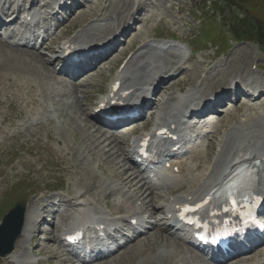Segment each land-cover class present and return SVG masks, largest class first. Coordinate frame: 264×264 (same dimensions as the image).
<instances>
[{
  "label": "rangeland",
  "instance_id": "rangeland-1",
  "mask_svg": "<svg viewBox=\"0 0 264 264\" xmlns=\"http://www.w3.org/2000/svg\"><path fill=\"white\" fill-rule=\"evenodd\" d=\"M167 1L169 4H174L176 6H179L180 8L184 7L186 9L182 10L181 13H179L177 16L179 18H182L183 22L181 23L180 20L175 21V26H182V24L185 23L189 24L190 21L193 28L195 27L196 24L193 23L191 19L192 15H188V11L190 13H193L198 9L194 4H187V6H185L184 2H186V0ZM215 2L221 6L220 10H223L228 16L227 18L231 23L230 25L234 31L233 33H235L237 36H247V34L250 35V37L255 36L258 39H256L258 42L261 41L264 43V0H215ZM84 10L85 9L80 10L85 13L84 16L87 15V12L91 11ZM163 12H165L164 9L162 10V13ZM80 19L82 20V18L80 17V13H76L69 20V22L65 24V26L68 29H70L72 26H77L80 22ZM153 25V21H150L147 25L144 22L143 24H140L132 33L130 38L126 41V43L122 45L118 50L122 51L124 49H129L136 42H139L150 35H154L157 31L161 32L163 30L161 27H152ZM175 26L172 24V26L167 27V29H177V33H179L180 36L188 33L187 26H185L186 31L184 32V34L181 31L183 28L179 29ZM164 31L161 32L162 35L168 33ZM224 31L228 40L227 43L229 42V48L225 49L222 54L216 53V49L214 48V46L203 49L202 52L198 53L197 55V57L199 58H195V60L189 64L190 69L198 70L199 75H201L203 72L207 73L214 65V63L221 62L219 64L220 66L225 61H232V64L230 63V67L236 66L245 70L248 69L249 65L253 62H259L264 66V52H259L257 50V46L253 43L252 45H254L255 48H251L250 51L249 47L246 45L251 43L247 42V40L242 39H238V42H235L233 37L227 34L226 30ZM212 32H214L215 34L212 33L211 38L210 35H206V40H213L214 38H217L218 43L219 39L223 38V35L216 33V31ZM245 48L247 49L245 50ZM261 48H263L264 50L263 46H261ZM121 51H116L114 54H112L110 59L112 63L107 64L105 67H113V69H116V58L120 57L122 59L123 56H119V52ZM200 57L202 59H200ZM211 59L213 60V63L209 61ZM28 62L30 63V59H28ZM200 63H205V66H200ZM239 64H241V66ZM18 67V70H16L15 68H13V66L4 65L3 67L1 66L0 71L1 73L5 71L7 73L12 72L13 74L21 77H29L26 73L30 72L31 74H33V70H35L31 69L29 65H27L25 68L23 65H20ZM42 68L44 67H41V70ZM232 70L234 72H231L233 77L235 71L237 70H234V68ZM45 72L46 71L43 70V74L42 72L40 74L44 75ZM1 73L0 75L4 74ZM228 74L225 72L224 75ZM101 75L102 76L99 78L94 77V86L91 85L87 88L79 89L77 95L75 96L78 97L77 101H75L74 98L70 99L68 97V89L70 88L67 83L58 82L52 77L47 81L46 89L48 96L46 98H43L41 96V92L39 91V89L36 90L33 96H30L29 98L23 100L20 99L21 95H18L17 91L7 92L4 97H1L3 100L2 102H4L6 98H13L14 107L10 106V110L11 112H13V114H18L19 110L24 108V104L26 102H29L30 100L34 99L35 96H37V101L34 108H28L24 111V120H27L31 117L35 121V123L39 124L42 127L40 131L41 133L39 134L40 137L44 138L48 136L54 141L53 146H57L56 143H58L60 150L63 149L69 154L65 155L64 152L59 156V154L56 152L52 153V150H50L49 148H44L41 144H37L35 142L36 139L31 135L30 137L25 136L23 139H18L15 142L6 144L4 146V149L8 148V151L7 153H4V150H2V154L0 155V169L4 168V164H7L8 162H10L11 165L9 166V172H0V208L1 205L4 206L7 202H14L19 198H23L22 200H25L28 204V202L38 197V195L44 193L46 190H58L64 193H69L71 195L76 190L79 192L87 191L89 192V195L93 196L92 199L97 202H113V197L108 196V192L106 193V195L103 194L100 199H98L97 197L100 196V192L104 193L105 185H111V183H113V174L115 168L118 167L115 166V164L117 162H120L122 158L119 157V153L116 154V150H112L111 152L113 153L114 158L117 161H113L114 159L108 157L109 155H103L101 151L96 149L98 147V143L96 141L87 140L86 136L90 134V132L86 133L83 128L86 115H89V109H86L85 101L91 102V99L97 94V92L101 89L105 90L109 83L108 76H110V73L105 72L103 68L101 71ZM202 76H205V74H202L200 76L201 80L204 78ZM262 77L264 78V75H262ZM191 78H193V81L195 80V77H193V73L188 74L182 81L184 83L186 82L185 84L187 85L189 79ZM29 79H32V77H30ZM197 80H195L194 83H197ZM33 81L34 82L31 83L37 85L38 81H36L35 79H33ZM62 91H64V94L59 95L58 93ZM51 92L56 93L51 94ZM21 94L26 95V90H22ZM80 104H83L84 107L80 108ZM3 113H5V110L3 111ZM87 120L92 124H95L89 119L85 120L87 123ZM91 123H88V125H91ZM96 127H98V125H96ZM35 144H37V146L33 147ZM124 147L123 145H120V148L123 152H125ZM27 148H29L33 152V154L36 152V155L34 154L33 157L25 156L23 152ZM102 150H104V152H107L109 148L102 145ZM80 155L85 158V161H82V157H80ZM17 157L19 158L20 163L22 162V160H35L31 165H38L33 167V169L40 170L41 168L42 170L40 171V173H36L34 171H31L29 167L21 168L19 164H17ZM110 160H112L114 163ZM120 170H122V168ZM118 179L120 178H117V180ZM112 185L114 186L116 185V183ZM3 209L4 207L2 208V212L0 210L1 214H3ZM0 216L2 217V215ZM42 228L44 229L43 226ZM158 242L159 244L153 245L155 249L154 252L148 250L150 246H152V244L148 246L143 245L144 248L148 250L147 253H140L136 248L135 250L128 251L127 253L120 256V258L115 260L113 264H127L128 259L133 260L134 262H132L134 264L136 262L138 264L141 260L147 258V254H153L156 251H172L170 247L163 246V242ZM43 243L44 242H42V239H39L35 243V247L42 246ZM47 246H53L52 248H56L53 244ZM52 248L50 247V249ZM141 249L143 251V247H141ZM42 251L45 252L46 249L43 248ZM42 256L47 257L46 252ZM50 261L52 264H57L56 260L51 259ZM146 261L142 263L145 264L147 263Z\"/></svg>",
  "mask_w": 264,
  "mask_h": 264
},
{
  "label": "bare ground",
  "instance_id": "bare-ground-1",
  "mask_svg": "<svg viewBox=\"0 0 264 264\" xmlns=\"http://www.w3.org/2000/svg\"><path fill=\"white\" fill-rule=\"evenodd\" d=\"M35 1L36 0H32L33 4ZM42 7L44 8L43 5H42ZM132 10H134V9H132ZM86 33H88V32L84 29L82 31V35L86 34ZM110 40L111 39L109 37H107V39H106V41H104V43L109 42ZM76 41L77 40H72L71 43H75ZM248 47H249V45H248ZM47 49L50 51H53V47H51V46H49ZM12 51L9 52V56H7L5 54L2 55L3 64L5 66H13V68L18 70L17 68H19L18 66H20V65H23L24 68L27 65H29V67L31 69H35V70H33L34 71L33 72L34 77L37 79L39 78L41 80H44L45 74L44 75H42L43 73L40 74L41 73L40 71H41V67H45L44 64L46 62H44V60L42 58H40L37 54L33 53L31 55V58L29 57L30 58V63H29L28 62L29 58L27 57L26 52H23L21 50H18V51L12 50ZM77 52H81V50H77ZM178 52L179 53H177V54H180L179 56H181L180 51H178ZM11 53H13V54H11ZM143 53H145L146 55L148 54V55L152 56L151 52L147 51V46L144 45L141 48L140 54L138 56H136L135 58H132L131 62H133V65L126 67V72L130 76L128 78H124V80L126 82L125 85L128 87L127 90H132V94H133L132 96L142 97L141 94L143 92V89L146 88L147 86H150L151 84L153 86L154 82L157 79L156 76H158L157 73L153 72L154 67H152V62L147 60V59H144L143 58L144 56L141 57L143 55ZM230 63L232 64V61H230ZM239 65L241 66V64H239ZM233 68H234V70H239L240 67H236V66L230 67V71H232ZM160 69H163V68H160ZM228 70L229 69L223 71L224 73L221 75L223 79H222L221 83H217L216 86H219L222 88V84H225L227 82L226 77L229 76ZM219 72H221V71H218L217 75L220 74ZM225 72L228 75H224ZM0 73H1V71H0ZM2 73H4V72H2ZM27 74H31V73L27 72ZM6 79H8V77ZM171 87H172V85H169V87L167 89H170ZM208 87H209V84H208ZM187 97H191L192 100H196L195 93H193V94L190 93L189 95H187ZM199 101L201 103H203V105H206L205 100L200 99ZM180 111H182V108L179 107L178 105L168 104V105L164 106L161 109V111L154 118H156L158 122L167 121V122H169V125L177 124L178 119L180 118L179 117ZM263 112H264V109H263ZM257 127H259V129H257ZM100 131H101V129L97 128V129H95L94 132L99 133ZM134 131H135V129H131L129 132H134ZM232 132H234L236 134V136H234V139L232 138L233 141L231 142V144H228L226 147H224L222 149L221 157L218 161L211 164V166L209 165V167L206 170L202 166L201 162L197 163L194 166L195 171L201 176V179H200L201 183L196 185L198 188L192 192H187V194L184 196H182V195L176 196L172 202L164 201V206L166 208L168 207L170 209H173L179 201H181V200H187V201L193 200L201 192L206 191V190H210L211 188L215 187L220 181L224 180L227 177L230 170L236 165V159L241 158L243 156L244 152L248 153L249 157H253L256 159H261L262 157H264V118H262V117L259 119L254 118L250 121H247L246 123H244L240 127L233 128ZM216 133H218V131ZM103 134H105V132ZM95 138H96V136L94 137L93 135H91L87 139L91 140V139H95ZM111 139H113V140H111ZM117 139H118V137H117ZM104 142L108 143L107 146L111 145L113 142L115 143V145L119 144L118 142H116V137L113 135H110L109 137H107L105 135ZM218 146H219V144H218ZM216 147H217V143L215 141H211V143L208 146V153L206 155L207 160H211L212 156L214 155ZM100 151H102V150L100 149ZM83 154H84V152H83ZM80 157H82V155H80ZM110 161L113 162L114 160L113 161L110 160ZM125 164H127L126 161H125ZM175 165L178 166V168L180 170V173H179L180 178L179 179L183 180L184 178H186L187 175L192 174L191 169L182 160H179V159L176 160ZM129 166H132V165H129ZM262 166H264V162L262 163ZM132 169L133 168L129 167V170H132ZM263 174H264V172H263ZM195 177H196V179L198 178L197 175ZM114 178L115 179L120 178L118 180L124 186H128V187L132 188L135 191L137 199L142 198V195L139 193V189L136 187V184L133 183V181H135V179H136V176L134 177L132 173L129 176H127L124 172H122V173L118 172L114 175ZM139 182L142 183V179H140V177H139ZM101 183H103V182H101ZM142 185L144 187H147L146 191H149V195H153V189L150 185H148L146 182H144ZM258 189L264 190V175H262L260 177V180L258 182ZM76 195H79V194H76ZM157 197H162V196H157ZM77 200L78 199H72L71 198V199H68V203L74 204V202H76ZM153 201H154V198H151L149 201L151 203L150 206L155 208ZM80 206H83V208L89 207L85 204H80ZM31 208H32V205H29L25 214H24V226H23L20 237L17 239V241L14 245V251L9 255L8 259H10V261L8 264H18L17 256H16L17 252L22 249V246H23L25 240H28V242H29L30 233H31L30 231H33L34 227H37L38 224L40 223V221H42L41 217L35 216L33 214V211ZM43 208L44 209L48 208V210H47L48 213H46V214H48V216H51L52 213L54 212V209L56 208V206L54 204H51V205L44 206ZM83 212H85V211H83ZM160 230H162V229H160ZM160 232L161 231L156 232V235H155L156 240L161 239L162 241H164L166 243L164 245H166L167 247H171L173 250L170 253V256H169V254L163 256L161 258V261H165V263H171L176 258V262H177V259H179V255H181L183 252L181 250L179 251V249H182V246L177 242H172L173 245H168L167 238L165 236H162ZM157 243H158V241H157ZM137 250L143 254L147 253L148 250L151 252L155 251V249H153L151 247L148 250L143 249V251H142L141 248H137ZM147 256H148V254H147ZM262 256L264 258V255H262ZM149 258H150V256L148 257V259ZM3 260L5 261V259H3ZM132 261L133 260H129L127 264H134L133 263L134 261L133 262ZM143 261L144 260H141L140 262H143ZM179 261H181V259ZM146 262H148V261H146ZM253 262L255 264L258 261L254 260ZM63 264H69V263H68V261H64Z\"/></svg>",
  "mask_w": 264,
  "mask_h": 264
},
{
  "label": "water",
  "instance_id": "water-1",
  "mask_svg": "<svg viewBox=\"0 0 264 264\" xmlns=\"http://www.w3.org/2000/svg\"><path fill=\"white\" fill-rule=\"evenodd\" d=\"M21 214L22 207L17 206L8 214L0 226V256H4L11 251V245L20 232Z\"/></svg>",
  "mask_w": 264,
  "mask_h": 264
},
{
  "label": "snow or ice",
  "instance_id": "snow-or-ice-1",
  "mask_svg": "<svg viewBox=\"0 0 264 264\" xmlns=\"http://www.w3.org/2000/svg\"><path fill=\"white\" fill-rule=\"evenodd\" d=\"M190 210H192V209L185 208L183 211L187 212V211H190ZM183 218H184V217L181 216V219H183Z\"/></svg>",
  "mask_w": 264,
  "mask_h": 264
}]
</instances>
